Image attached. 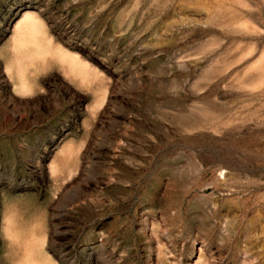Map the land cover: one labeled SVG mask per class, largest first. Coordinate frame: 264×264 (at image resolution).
Instances as JSON below:
<instances>
[{
    "label": "rangeland",
    "instance_id": "obj_1",
    "mask_svg": "<svg viewBox=\"0 0 264 264\" xmlns=\"http://www.w3.org/2000/svg\"><path fill=\"white\" fill-rule=\"evenodd\" d=\"M0 264H264V0H0Z\"/></svg>",
    "mask_w": 264,
    "mask_h": 264
}]
</instances>
